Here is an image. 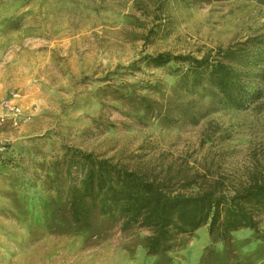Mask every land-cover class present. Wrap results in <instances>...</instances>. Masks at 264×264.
I'll list each match as a JSON object with an SVG mask.
<instances>
[{"label":"rangeland","instance_id":"374dc122","mask_svg":"<svg viewBox=\"0 0 264 264\" xmlns=\"http://www.w3.org/2000/svg\"><path fill=\"white\" fill-rule=\"evenodd\" d=\"M263 36L264 0H0V264H264V216L230 250L205 226L154 257L146 229L69 223L49 178L72 147L186 194L264 180V99L239 110L209 83L183 88L180 65L142 62Z\"/></svg>","mask_w":264,"mask_h":264},{"label":"trees","instance_id":"16d2710c","mask_svg":"<svg viewBox=\"0 0 264 264\" xmlns=\"http://www.w3.org/2000/svg\"><path fill=\"white\" fill-rule=\"evenodd\" d=\"M243 45L245 48L219 49L216 57L160 53L142 62L153 67L180 65L176 75L183 88L195 91L209 83L223 102L247 110L264 99L261 90L248 88L253 79L264 82V59H254L249 51L254 46L264 47V36ZM140 62L130 70L138 71ZM50 165L54 169L49 176L51 191L64 197L56 212L60 210L69 223L85 230L96 218L116 219L124 228L146 229L151 232L145 245L149 256L168 254L179 246L180 237L192 236L205 226L212 246L224 244L230 250L233 234L259 231L264 216V180L230 191L207 188L186 194L158 177L72 147L65 148L63 157ZM206 254L204 262L208 263L214 253L209 249Z\"/></svg>","mask_w":264,"mask_h":264}]
</instances>
